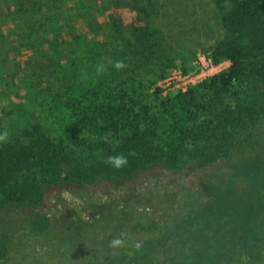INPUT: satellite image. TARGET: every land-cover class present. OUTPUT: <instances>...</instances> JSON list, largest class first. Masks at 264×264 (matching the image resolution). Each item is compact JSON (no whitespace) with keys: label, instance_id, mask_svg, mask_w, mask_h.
<instances>
[{"label":"rangeland","instance_id":"374dc122","mask_svg":"<svg viewBox=\"0 0 264 264\" xmlns=\"http://www.w3.org/2000/svg\"><path fill=\"white\" fill-rule=\"evenodd\" d=\"M84 1L91 14L85 7L82 12L87 19L90 16L92 29L77 19L72 27L78 32L72 36L63 32L62 36L72 40L81 35L87 41L97 80L101 77L96 74V65L102 63L99 56L109 50L104 56L109 89L116 96L131 93L138 105H151L153 90L167 87L163 80L149 87L162 65L173 60L179 63L196 52L191 73L195 65L203 66L201 58L208 60L205 50L227 36L215 0ZM30 3L0 0V32L6 42L0 40V116L4 123L20 120V129L12 136L23 141L28 140L22 131L28 126L24 114L30 111V122H35L31 113L36 96L22 110L17 89L26 85L30 73L39 70L31 69L30 48L19 49V42L23 45L28 39L21 34L26 32L22 26H30L32 20ZM53 3L71 17L77 14L74 0ZM118 60L127 67L117 71L110 62ZM229 65L209 66L202 74L207 78ZM174 70L181 69L173 68L168 77ZM256 82L264 94V77ZM162 92L163 96L178 93ZM261 122L258 130L264 131ZM247 152L239 148L231 158L221 157L194 171L148 170L121 185L103 181L88 187L51 189L37 211L49 221L46 230L31 229L35 212L14 209L0 214V264H221L222 256L232 260L253 246L239 240L251 213H264V142L255 156L247 157ZM247 162L252 163L251 170H262L259 179L242 172ZM120 237L124 245L111 248L110 241Z\"/></svg>","mask_w":264,"mask_h":264},{"label":"trees","instance_id":"16d2710c","mask_svg":"<svg viewBox=\"0 0 264 264\" xmlns=\"http://www.w3.org/2000/svg\"><path fill=\"white\" fill-rule=\"evenodd\" d=\"M30 1L32 20L22 26L26 32L21 34L28 39L19 42V49L30 48L31 69L39 70L30 73L17 97L23 110L36 96L31 113L35 122H30V111L24 114L28 126L22 131L28 140L23 141L12 136L20 120L4 123L0 116V131L9 133L7 142L0 144V214L14 209L35 212L30 226L40 232L49 221L37 211L51 189L103 181L121 185L148 170L194 171L221 157L231 158L239 148L248 151L245 156H255L264 142V131L258 130L264 120V94L256 82L264 77V0H215L227 36L205 52L214 65L229 62V67L186 92L163 96L156 88L151 105H138L129 92L116 96L104 73L95 79L87 41L81 35L72 40L62 36L78 32L72 27L77 19L92 29L90 16L82 12L85 7L91 14L87 2L74 0L77 14L71 17L55 6L57 1ZM3 37L0 32L6 45ZM110 53L105 50L100 62L107 65L104 56ZM196 59L194 52L179 63L168 61L149 87L167 79L175 67L188 73ZM120 154L128 161L123 168L105 163ZM252 168L247 162L242 172L259 179L262 170Z\"/></svg>","mask_w":264,"mask_h":264},{"label":"flooded vegetation","instance_id":"af4514ba","mask_svg":"<svg viewBox=\"0 0 264 264\" xmlns=\"http://www.w3.org/2000/svg\"><path fill=\"white\" fill-rule=\"evenodd\" d=\"M250 218V222L239 234V240L249 241L253 246L246 253L240 252L232 260L227 256L220 257V261H224L221 264H264V213L252 212Z\"/></svg>","mask_w":264,"mask_h":264},{"label":"built area","instance_id":"2783aa9c","mask_svg":"<svg viewBox=\"0 0 264 264\" xmlns=\"http://www.w3.org/2000/svg\"><path fill=\"white\" fill-rule=\"evenodd\" d=\"M205 58L206 57L201 58L203 66L199 67L195 65L196 69L191 73H184L182 70L172 71L171 76L163 80V82L167 83V87L164 86L162 88L164 93L167 94L168 92L170 93L173 91L186 92L190 85L196 84L199 81L202 82L206 79V77L202 74L205 68H208L209 66H212V68L219 67L218 65H214L211 59L208 58V60H205ZM199 70L201 73H199Z\"/></svg>","mask_w":264,"mask_h":264},{"label":"clouds","instance_id":"9594fccd","mask_svg":"<svg viewBox=\"0 0 264 264\" xmlns=\"http://www.w3.org/2000/svg\"><path fill=\"white\" fill-rule=\"evenodd\" d=\"M112 63V66L117 70H123L124 68L127 67V65L124 63V61H115V62H110ZM106 68L105 65L103 63L97 64L96 65V74L97 75H101L105 72ZM85 77H87V73L83 74ZM8 131L7 129H5L4 131L0 132V144L2 143H6L8 140ZM105 163H107L109 166L119 170L121 168H123L124 166L127 165L128 161L127 158L123 155H115V156H109L107 157ZM124 245V238L120 237V238H114L113 240L110 241V247L115 249V248H120L121 246ZM136 249L140 248V245L137 243L135 245Z\"/></svg>","mask_w":264,"mask_h":264}]
</instances>
